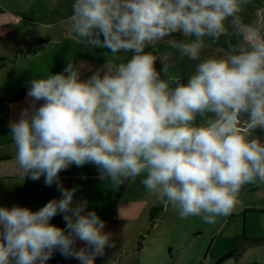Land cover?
Masks as SVG:
<instances>
[{"label": "clouds", "instance_id": "9594fccd", "mask_svg": "<svg viewBox=\"0 0 264 264\" xmlns=\"http://www.w3.org/2000/svg\"><path fill=\"white\" fill-rule=\"evenodd\" d=\"M253 0H72L70 34L85 47L130 53L94 71L69 61L29 81L28 107L10 122L19 175L44 177L60 199L32 211L0 206V264H47L55 252L95 264L116 243L60 173L91 164L115 188L135 182L181 219L228 217L247 185H264V17L246 23ZM51 28L53 25H48ZM170 41L195 62L186 82L167 75ZM222 36L220 57L202 51ZM102 37V38H101ZM165 61L162 70L157 60ZM82 70L91 72L81 79ZM61 215L65 227L50 223ZM83 244L77 247V244Z\"/></svg>", "mask_w": 264, "mask_h": 264}, {"label": "rangeland", "instance_id": "374dc122", "mask_svg": "<svg viewBox=\"0 0 264 264\" xmlns=\"http://www.w3.org/2000/svg\"><path fill=\"white\" fill-rule=\"evenodd\" d=\"M0 10L12 17L11 26L0 28V57L7 56V52L12 49L14 52L24 48L32 51L38 47L44 49L41 56L26 63L20 62L19 56L18 62L12 67L9 61H2L0 96L15 91L14 87L26 68H34L45 76L62 72L69 61L79 64L82 60H88L93 63L94 68L91 69L94 71L107 63L122 62L131 55L119 53L113 56L106 48L81 45L67 27L68 18L72 14V0H0ZM262 17L264 0H253V5L244 14L245 22H255ZM48 25L53 27L49 28ZM183 39L182 35L175 33L166 38L165 42L145 51L153 52L161 58L167 56V75L186 82L189 72L195 68V62L181 58L178 50L170 43ZM208 43L213 44L202 51V57H220L223 50L233 46L236 41L233 37L222 36L219 41ZM164 63L163 59L157 60L156 68L162 70ZM87 74L90 76L91 72ZM257 135L264 137V132L258 130ZM140 179L132 182L115 202L107 197L108 182L104 180L103 192L97 199L98 211L95 212L105 221L106 232L119 235H134L147 226L149 215L155 217L157 227L152 232V247L140 253H132L127 246L121 249L123 253L114 256L113 261L114 257L108 252L110 250L106 249L105 264H213L221 255L219 253L226 247L231 249L233 243L236 245L234 257L221 264H234L235 259H257V264H264V260L260 261V256L264 255V185H247L241 190L240 202L234 211L226 218H218L214 225H208L198 217L181 219L174 209L160 204L140 183ZM13 184L4 182L2 172L0 206H4L5 201L10 204L16 201L12 194L15 189ZM129 225L133 228L131 232L127 230ZM128 240L125 245H128Z\"/></svg>", "mask_w": 264, "mask_h": 264}, {"label": "crops", "instance_id": "0c3cea01", "mask_svg": "<svg viewBox=\"0 0 264 264\" xmlns=\"http://www.w3.org/2000/svg\"><path fill=\"white\" fill-rule=\"evenodd\" d=\"M2 12L4 11L0 10V28L11 26V15L7 13L4 14ZM31 51L32 50L24 48L17 49L14 52V50L12 49L7 52V56L4 55V57H0V66L2 64V61L4 60V62L9 61V66L12 67L18 62V56L19 58H21L20 62L22 63L32 61L33 59L41 56L44 49L43 47H41L39 51L33 54L31 53ZM10 58H13V60H10ZM81 62H84L87 67H93V63H90L88 60H82L79 63ZM87 72V70H82L81 79H86L88 77ZM40 77H42V75L37 72L34 68H26L23 71L22 75L19 77L18 83L14 87L15 91L10 94L8 93V95L0 96V100H5L16 92H18L19 90L23 88H28L29 81L31 79ZM28 105L29 101L28 99H26V97H24V99H22L18 103L7 104L3 102L0 104V175L2 174V172H4V182L7 181L8 183H14L13 185H15V189H13L14 193L12 192V194H14L16 201L12 204H10L9 201H5L4 207L11 208V206L15 204L22 207H28L32 211H36L39 208L43 207L48 201L52 199H60L61 195L55 184H53L52 186H46L44 184L43 176H41L39 180L33 181L28 178L23 179L19 175V169L15 159V147L10 135V122L17 121V119L19 118L20 111L23 108L28 107ZM59 175L60 180L65 188L71 189L73 187H76L77 191L74 194V203L87 201L86 211H98L99 205L97 199L99 198V195L103 192V181L98 179V170L94 165L86 164L82 167H76L75 165H72L69 169H67L66 171H62ZM107 182L108 187L106 194L107 197L111 199V202L118 201L129 187H127V189L121 196L116 197L115 192L117 188H115L109 181ZM146 227L137 231V233H135L134 235H132L131 233H127L125 235L112 233L113 239L116 243V247L112 249L108 248V250H110L108 251L109 254H111L110 256L116 257L117 253H123L121 249L127 246V248H130V250H132V253H140L148 248H151L153 244L151 241L152 232L155 231L157 223L155 221L152 228L147 233H145L142 239L138 240L139 235L146 229ZM127 230L129 232L133 231L132 226L129 225L127 227ZM127 239H129L128 245H125V241ZM139 243L140 245H138ZM82 246L83 244L81 243L77 244V247ZM136 247L137 249H135ZM235 247L236 245L233 243L231 249L235 250ZM229 250L228 247H226L219 253V255H222L223 252L225 253ZM126 251L127 250H125V252ZM115 257L112 258V261L115 259ZM233 257H230L229 259H232ZM260 258V261L263 262L264 255L262 254ZM235 260L236 261L234 264H257V259H238V261L237 259ZM47 264H79V262L75 259H65V257L60 255L59 252H55L53 254V257L49 259ZM95 264H105L104 256L97 257L95 259Z\"/></svg>", "mask_w": 264, "mask_h": 264}, {"label": "trees", "instance_id": "16d2710c", "mask_svg": "<svg viewBox=\"0 0 264 264\" xmlns=\"http://www.w3.org/2000/svg\"><path fill=\"white\" fill-rule=\"evenodd\" d=\"M2 13H6V12H2ZM40 48H36L35 50L31 51V53H36L37 51H39ZM28 88H23L21 90H19L18 92H16L15 94H13L12 96H10L9 98L5 99V100H0V104L5 102L7 104H14V103H18L20 102L22 99H24V97H26V92H27ZM130 183H128L127 185H121L119 188H117L116 192H115V196L119 197L121 196L124 191L127 189V187L129 186ZM25 201V198H24ZM51 224L60 227V228H64L65 227V222L62 220V216L61 215H57L55 217L52 218V220L50 221ZM155 223V217L149 215L148 218V225L146 227V229L141 232V234L138 237V240L142 239V237L145 235V233H147L152 226ZM140 245V243L138 244ZM235 255V250L231 249L227 252H225L224 254H222L221 256H219L213 264H221L222 262H224L225 260L229 259L230 257H233ZM198 264H201V262H198Z\"/></svg>", "mask_w": 264, "mask_h": 264}]
</instances>
